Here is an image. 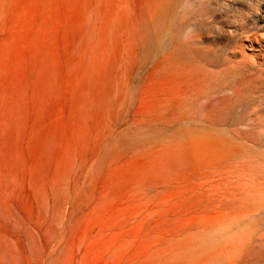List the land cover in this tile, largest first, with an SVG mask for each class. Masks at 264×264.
Here are the masks:
<instances>
[{
	"label": "rangeland",
	"instance_id": "374dc122",
	"mask_svg": "<svg viewBox=\"0 0 264 264\" xmlns=\"http://www.w3.org/2000/svg\"><path fill=\"white\" fill-rule=\"evenodd\" d=\"M263 201L264 0H0V264H264Z\"/></svg>",
	"mask_w": 264,
	"mask_h": 264
},
{
	"label": "bare ground",
	"instance_id": "6f19581e",
	"mask_svg": "<svg viewBox=\"0 0 264 264\" xmlns=\"http://www.w3.org/2000/svg\"><path fill=\"white\" fill-rule=\"evenodd\" d=\"M237 94V93H236ZM253 199V198H252ZM251 200V199H250ZM259 200H260V198H259ZM251 201H255V200H251ZM257 202V201H256ZM259 202V201H258ZM264 202V201H263ZM259 203H262V201L261 202H259ZM253 204V203H252ZM257 204V203H256ZM248 205V204H247ZM251 205V204H250ZM259 205V204H258ZM261 205H263V204H261ZM254 206H255V204H254ZM253 207V206H252ZM258 207H260V206H258ZM255 208V207H254ZM263 208H264V206H263ZM258 209V208H257ZM263 215V214H262ZM261 217V216H260ZM258 220V219H257ZM261 221V220H260ZM262 222V221H261ZM260 223V222H259ZM261 224V223H260ZM260 241H259V243H260V248H261V251H262V257H263V259H264V239H259Z\"/></svg>",
	"mask_w": 264,
	"mask_h": 264
}]
</instances>
